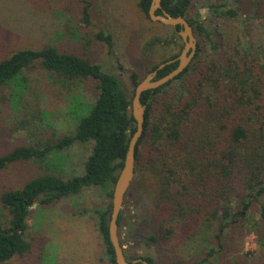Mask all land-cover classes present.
<instances>
[{
	"label": "trees",
	"instance_id": "obj_1",
	"mask_svg": "<svg viewBox=\"0 0 264 264\" xmlns=\"http://www.w3.org/2000/svg\"><path fill=\"white\" fill-rule=\"evenodd\" d=\"M150 3L151 0H138L139 8L148 18ZM88 7L86 2L82 8V19L86 23L89 21ZM161 7L173 16H187L195 38L202 36L214 48H219L214 42L217 31L209 24L214 16L235 19L241 32L227 48L223 60L211 59L202 70L194 61L202 51L199 40L196 41L192 62L181 73L140 95L145 105L144 128L136 145L135 161L143 149L147 167L159 184L158 195L168 218V221L159 220L157 216L149 218L153 230L142 235L143 240L150 244L170 235L173 227L164 226L163 221L174 223L190 218L194 211H187L181 197L192 193L208 194L213 205L208 217L213 219L215 245L209 246L199 259L176 264L207 263L223 247L226 230L246 224L248 231L256 236L260 251L258 264H264V27L262 37L249 36L247 28L253 17L264 19V15L256 11L252 16L249 11L243 15L231 0H198L196 4L193 0H161ZM191 7L197 9L188 15ZM200 8H207L208 16L203 17ZM156 13L161 14V9ZM92 37L103 41L108 52L113 53L110 34L99 30ZM158 41L155 37L149 43ZM176 55L154 63L149 71ZM116 65L119 70L123 69L120 63ZM175 66L176 62L165 65L154 79L164 76ZM35 70L41 71L48 87L56 93L91 80L95 97L73 132L61 135L52 132L47 137L44 132L42 141L18 144L0 153V171L19 161L42 164L49 153L61 152L75 142L87 143L89 152L81 174L65 178L59 172L43 171L20 187L0 193V204L8 215L6 222L0 219V264L31 251L34 238L28 235L27 220L35 204L48 206L80 195L88 187L100 189L108 198L83 211L91 212L95 220L104 245L101 259L115 264L108 236L109 198L124 161L129 137L135 130L131 97L140 79L135 71L129 73L133 84L132 93H129L117 72L90 56L59 48L54 43L40 48H19L0 56V88L11 87L12 105L20 104L28 89L23 73ZM193 71L199 72V78L190 85L185 79ZM158 103L161 107L155 109ZM122 219L121 209L118 228ZM119 238L123 247V239ZM123 251L128 262L143 258L147 264H156L152 257L130 255L124 247Z\"/></svg>",
	"mask_w": 264,
	"mask_h": 264
},
{
	"label": "rangeland",
	"instance_id": "obj_2",
	"mask_svg": "<svg viewBox=\"0 0 264 264\" xmlns=\"http://www.w3.org/2000/svg\"><path fill=\"white\" fill-rule=\"evenodd\" d=\"M86 2L89 3L88 23L82 19ZM231 4L243 15L248 11L252 12L251 16L255 11L264 15L263 0H231ZM196 9L191 7L188 15ZM199 11L203 17L209 14L207 8ZM209 24L217 31L214 42L219 48H214L202 36L196 37L202 51L194 61L200 70L211 59L223 60L227 48L241 32L240 24L232 18L214 16ZM263 27L264 19L253 17L247 27L249 36L262 37ZM99 30L111 35L112 54L103 41L93 39ZM155 37L159 41L150 44ZM48 43L90 56L107 69L112 68L132 93L129 73L135 71L142 79L154 63L179 54L183 42L174 28L149 19L139 8L138 0H0V56ZM118 63L122 70L116 67ZM198 74L193 71L185 80L191 85L199 78ZM23 75L27 77L28 89L20 104L12 105L10 86L0 88V153L18 144L42 141L44 132L46 137L52 132L56 135L73 132L95 97L91 80L56 93L48 87L41 71H27ZM160 107L161 103L154 105L155 109ZM88 152L87 143L75 142L61 152L49 153L42 164L33 161L12 164L0 171V193L20 187L43 171L59 172L65 178L81 174ZM143 152L141 149L135 162L134 176L121 207L123 219L118 233L123 247L130 255L152 257L156 264L190 263L201 258L209 246L215 245L214 223L208 217L213 205L208 194L181 197L187 211H194L190 218L174 223L163 221L164 226L173 227L170 235L150 244L143 240L142 235L153 230L149 218L157 216L168 221L158 195L159 184L147 167ZM107 200L100 189L88 187L80 195L48 206L35 204L27 220L28 235L34 238L31 251L14 256L4 264H111L101 259L104 245L91 212L83 211ZM0 219L2 222L8 219L1 204ZM258 250L256 236L248 231L247 224L231 226L223 237V247L204 264H258Z\"/></svg>",
	"mask_w": 264,
	"mask_h": 264
},
{
	"label": "water",
	"instance_id": "obj_3",
	"mask_svg": "<svg viewBox=\"0 0 264 264\" xmlns=\"http://www.w3.org/2000/svg\"><path fill=\"white\" fill-rule=\"evenodd\" d=\"M157 9H161V14H157ZM148 16L153 21H158L164 25L172 27L180 26L178 34L182 38L184 44L177 56L161 62L157 67L149 71L142 79L134 86L131 97V114L135 122V130L129 137L127 149L124 156L123 164L117 173L116 180L112 188L111 195V212L108 220V236L113 247L115 264H130L133 262H142L147 264L143 258L134 259L128 262L123 251L118 236L117 219L122 207L123 199L131 184L135 172V150L139 138L142 136L144 128V113L145 105L140 101V95L143 91L157 88L181 73L194 57L196 51V38L194 36L193 27L185 16H173L161 7V0H151L148 8ZM177 62L176 66L164 76L154 79L158 70L165 65Z\"/></svg>",
	"mask_w": 264,
	"mask_h": 264
},
{
	"label": "flooded vegetation",
	"instance_id": "obj_4",
	"mask_svg": "<svg viewBox=\"0 0 264 264\" xmlns=\"http://www.w3.org/2000/svg\"><path fill=\"white\" fill-rule=\"evenodd\" d=\"M186 18H187V20L189 21V18L187 17V16H185ZM190 23V22H189ZM164 25V24H163ZM192 25V24H191ZM166 26H169V25H166ZM172 27V26H171ZM192 27H193V25H192ZM172 28H174L175 30H176V32H177V34H178V30L179 29H181V27L180 26H176V27H172ZM193 32H194V28H193ZM179 35V34H178ZM179 37H180V35H179ZM181 38V37H180ZM181 40H182V38H181ZM182 42H183V40H182ZM183 44H184V42L182 43V47H183ZM182 47H181V49H182ZM181 51V50H180ZM178 55V54H177ZM176 55V56H177ZM172 58H174V57H172ZM176 62V61H175ZM174 63V62H173ZM176 64H177V62H176Z\"/></svg>",
	"mask_w": 264,
	"mask_h": 264
}]
</instances>
